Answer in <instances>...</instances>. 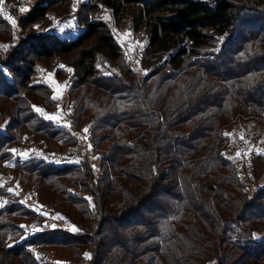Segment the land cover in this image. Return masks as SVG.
Returning <instances> with one entry per match:
<instances>
[{
  "label": "trees",
  "instance_id": "trees-1",
  "mask_svg": "<svg viewBox=\"0 0 264 264\" xmlns=\"http://www.w3.org/2000/svg\"><path fill=\"white\" fill-rule=\"evenodd\" d=\"M19 4L0 0V167L42 209L0 184V264H264V152L226 154L264 123V0ZM99 8L145 34L142 76ZM54 65L70 103L37 80ZM84 128L97 169L19 154Z\"/></svg>",
  "mask_w": 264,
  "mask_h": 264
},
{
  "label": "rangeland",
  "instance_id": "rangeland-1",
  "mask_svg": "<svg viewBox=\"0 0 264 264\" xmlns=\"http://www.w3.org/2000/svg\"><path fill=\"white\" fill-rule=\"evenodd\" d=\"M34 1L35 0H20L17 12L18 15H24L33 5ZM83 1H89L91 4L96 2V0H73V9L76 10ZM22 8L26 9V11H20ZM96 13L99 14L102 19L106 20L110 27L113 28V31L125 49V58L133 61V67L136 69L137 73L142 76L145 72V67L141 64V54L146 39L145 34H134L135 36L133 38V34L131 33L127 21L114 22L111 14L103 8H99ZM59 20L60 18H54L52 20L53 26H60L58 24L60 22ZM63 24H65V22ZM57 67V65H54V67H50L48 70H41L38 74L37 80L47 82L52 87L53 94L59 103L62 101L70 103L67 94L68 82L65 79L60 80L57 78L55 74ZM54 112L55 113L53 114L45 113V115H58V122L60 124L68 125V114L71 112L70 107L63 108L60 105L59 109ZM85 129L87 128H84L82 132L78 134L77 143L68 148L61 149L55 145H51L48 149H43L37 145H28L27 147H22L19 154L23 157L26 156L22 155V153H27V156L35 155L38 157H44L48 161H53L59 164L63 162H76L79 161L80 158H87L94 168L97 169L98 164L96 162V155L93 154V147L88 139L89 130L87 129V132H85ZM252 152H264V123L259 124L251 122L238 126L237 130L233 133V146L226 150V154L237 162H241L243 158L248 157ZM0 174V184L9 182L7 186L18 192L23 201L42 209L40 208L41 203L37 201L32 189L28 192H23L18 183H13L11 179L14 176V172L11 164H5L3 168L0 167ZM45 214H47L50 220L58 225H63L71 229L74 228L72 225L64 222L62 216L59 214H52L48 209Z\"/></svg>",
  "mask_w": 264,
  "mask_h": 264
},
{
  "label": "snow or ice",
  "instance_id": "snow-or-ice-1",
  "mask_svg": "<svg viewBox=\"0 0 264 264\" xmlns=\"http://www.w3.org/2000/svg\"><path fill=\"white\" fill-rule=\"evenodd\" d=\"M20 11H26V9H20ZM8 19L9 20H11V22L13 23V25H15V20H14V18H12V17H8ZM69 71H71L70 69H69ZM146 74V73H145ZM65 87H66V85H65ZM58 94H59V90H58ZM54 99L56 98V97H53ZM36 111H38V112H42V110L41 109H39V108H36ZM45 118L46 119H50V120H59V116L58 115H46L45 116ZM85 132H87V129H85ZM14 152L16 151V150H13ZM22 155H25V156H27V153H22ZM239 155V154H238ZM94 167V166H93ZM52 227H55L54 225L52 226ZM86 256H89V254H86Z\"/></svg>",
  "mask_w": 264,
  "mask_h": 264
}]
</instances>
